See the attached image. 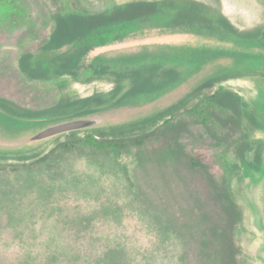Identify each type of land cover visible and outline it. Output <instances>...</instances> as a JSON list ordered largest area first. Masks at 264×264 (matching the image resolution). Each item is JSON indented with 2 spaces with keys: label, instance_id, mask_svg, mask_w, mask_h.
<instances>
[{
  "label": "rangeland",
  "instance_id": "obj_1",
  "mask_svg": "<svg viewBox=\"0 0 264 264\" xmlns=\"http://www.w3.org/2000/svg\"><path fill=\"white\" fill-rule=\"evenodd\" d=\"M130 3L152 9L45 47ZM93 95V124L34 139L67 118L30 112ZM0 264H264V0H0Z\"/></svg>",
  "mask_w": 264,
  "mask_h": 264
},
{
  "label": "trees",
  "instance_id": "obj_2",
  "mask_svg": "<svg viewBox=\"0 0 264 264\" xmlns=\"http://www.w3.org/2000/svg\"><path fill=\"white\" fill-rule=\"evenodd\" d=\"M149 9H152V7L144 6L140 3H130L124 6H119L112 12L108 13H95L89 15L77 14L72 15L69 19H60L45 47L47 49L60 48L80 38L87 37L95 31H101L103 28L115 24L145 19L148 16ZM202 20L198 21L197 17L191 14H178L173 17V19L168 24H166L165 27L173 29H179L183 27H199L201 29H208L215 34H220L222 36L229 35L222 26L216 25L212 22H209L208 20ZM227 23L231 26L230 22ZM231 27L233 28V26ZM233 30L236 32L235 28H233ZM245 43H251V41L247 40ZM90 50V46L86 47L84 54L86 55ZM29 55L30 54H25L22 59L28 58ZM21 64L23 67V63ZM23 70L29 75L32 74V71L31 73L28 72L25 66L23 67ZM239 97L240 96L238 94L221 89L215 94L209 96V99L216 100L222 105L231 107L233 110H237L236 102L238 101ZM107 103L108 101L105 98L98 95H93L85 98H77L71 101H60L47 109L30 113L45 118L71 119L74 117L88 115ZM92 104H95L96 107H93ZM201 107L205 108L202 105H198L193 111L200 112L199 109H201ZM70 135L76 137L74 132ZM78 139L81 140V138ZM82 141L101 147H118L124 145L123 142L106 137L98 139L92 134L86 135Z\"/></svg>",
  "mask_w": 264,
  "mask_h": 264
},
{
  "label": "water",
  "instance_id": "obj_3",
  "mask_svg": "<svg viewBox=\"0 0 264 264\" xmlns=\"http://www.w3.org/2000/svg\"><path fill=\"white\" fill-rule=\"evenodd\" d=\"M94 121L86 118H71L61 122L54 123L41 130L34 139H41L64 132L73 131L93 124Z\"/></svg>",
  "mask_w": 264,
  "mask_h": 264
},
{
  "label": "crops",
  "instance_id": "obj_4",
  "mask_svg": "<svg viewBox=\"0 0 264 264\" xmlns=\"http://www.w3.org/2000/svg\"><path fill=\"white\" fill-rule=\"evenodd\" d=\"M179 32H177L176 34H173V35H176V36H178V35H181V34H178Z\"/></svg>",
  "mask_w": 264,
  "mask_h": 264
}]
</instances>
